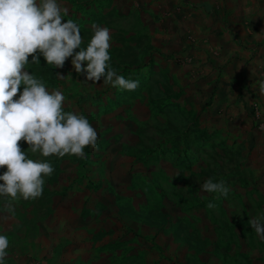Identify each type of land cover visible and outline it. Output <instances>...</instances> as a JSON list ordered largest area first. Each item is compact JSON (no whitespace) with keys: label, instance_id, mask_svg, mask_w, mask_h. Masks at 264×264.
I'll return each mask as SVG.
<instances>
[{"label":"rangeland","instance_id":"374dc122","mask_svg":"<svg viewBox=\"0 0 264 264\" xmlns=\"http://www.w3.org/2000/svg\"><path fill=\"white\" fill-rule=\"evenodd\" d=\"M59 2L80 28L75 51L93 25L107 27L109 64L139 87L87 81L71 57L55 68L29 56L25 71L62 91L64 110L85 115L98 143L81 159L19 142L54 172L37 199L0 197L5 264H264L249 223L264 213V104L244 100L264 80V0ZM203 8L216 19L190 29ZM210 178L227 198L201 190Z\"/></svg>","mask_w":264,"mask_h":264},{"label":"clouds","instance_id":"9594fccd","mask_svg":"<svg viewBox=\"0 0 264 264\" xmlns=\"http://www.w3.org/2000/svg\"><path fill=\"white\" fill-rule=\"evenodd\" d=\"M68 9L59 0H0V197L15 201L37 199L44 190V177L54 172L48 162L33 160L21 150L20 141L32 153L43 157L73 155L86 158L85 148L95 149L98 132L88 118L76 111H65L62 91H49L25 71V65L39 63L40 55L47 65L63 68L71 57L78 74L86 80L135 91L139 81L125 79L109 64L110 31L93 25L94 35L86 50L80 48L82 36L73 20H64ZM86 63V67L83 65ZM64 78V77H62ZM24 85L20 92V86ZM264 95V80L257 81ZM18 96V99H14ZM206 193L227 198L230 189L223 181L207 179L201 186ZM209 208L215 207L209 203ZM7 212L14 208L5 205ZM250 225L264 239V213L254 217ZM9 240L0 234V264H5Z\"/></svg>","mask_w":264,"mask_h":264},{"label":"crops","instance_id":"0c3cea01","mask_svg":"<svg viewBox=\"0 0 264 264\" xmlns=\"http://www.w3.org/2000/svg\"><path fill=\"white\" fill-rule=\"evenodd\" d=\"M202 13H203L202 15H199V14L196 15V16H199V20H198V18L193 20V22H191L190 29L197 30V31L200 30L201 25L199 24V21H201V23L206 25L207 21L209 20L208 25H211L212 24V17H210V16H213L216 19V15L214 14L215 12L213 11V9L207 10V8H205V9L203 8ZM209 14H210V16L207 17L206 15H209ZM210 20H211V22H210ZM213 27H214V29L220 28L219 25L213 26ZM252 83L254 85L249 87L251 92L246 91V94H244V96H245L244 100L249 102V104H251L254 108L257 107L258 109H260L261 108L260 104H264V95L260 94L259 88H258V93L255 92L254 88H256V86H257V81L256 82L252 81ZM255 102H258L257 104L260 108L257 106V104H255ZM261 102H263V103H261ZM261 125L262 124H260V126ZM260 146L264 147V141H262V144H260Z\"/></svg>","mask_w":264,"mask_h":264}]
</instances>
